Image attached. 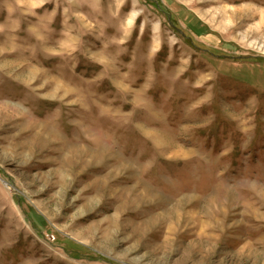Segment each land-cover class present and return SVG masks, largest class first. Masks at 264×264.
Returning a JSON list of instances; mask_svg holds the SVG:
<instances>
[{"label": "rangeland", "instance_id": "374dc122", "mask_svg": "<svg viewBox=\"0 0 264 264\" xmlns=\"http://www.w3.org/2000/svg\"><path fill=\"white\" fill-rule=\"evenodd\" d=\"M0 264H264V0H0Z\"/></svg>", "mask_w": 264, "mask_h": 264}]
</instances>
